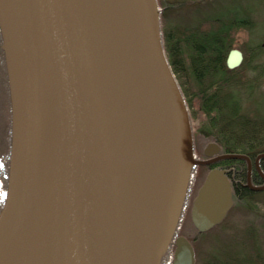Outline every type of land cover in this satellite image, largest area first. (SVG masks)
Returning <instances> with one entry per match:
<instances>
[{
	"label": "water",
	"instance_id": "95a60500",
	"mask_svg": "<svg viewBox=\"0 0 264 264\" xmlns=\"http://www.w3.org/2000/svg\"><path fill=\"white\" fill-rule=\"evenodd\" d=\"M0 33L11 117L0 264H162L173 243L171 264H195L175 237L193 167L244 159L247 185L264 190L247 155L211 142V159L195 158L157 0H0ZM243 62L233 48L228 68ZM227 174L212 169L198 190L199 233L234 205Z\"/></svg>",
	"mask_w": 264,
	"mask_h": 264
},
{
	"label": "trees",
	"instance_id": "16d2710c",
	"mask_svg": "<svg viewBox=\"0 0 264 264\" xmlns=\"http://www.w3.org/2000/svg\"><path fill=\"white\" fill-rule=\"evenodd\" d=\"M157 2L168 61L191 119L199 122L195 135L201 133L218 142L224 153L247 155L255 161L264 154V46L261 42L245 44L244 50H249L251 55L246 54L239 68L229 69L227 57L239 31L253 33L257 28L258 10L243 0ZM244 71L249 76L245 77ZM0 139L3 141L0 143L1 208L10 150L9 102L7 129ZM225 162L234 168L236 206L255 213L260 223L233 233L230 240L213 248L201 264H264V190L246 187V160ZM254 178L258 184L263 183L258 171ZM193 230L195 240L205 235L194 226Z\"/></svg>",
	"mask_w": 264,
	"mask_h": 264
},
{
	"label": "rangeland",
	"instance_id": "374dc122",
	"mask_svg": "<svg viewBox=\"0 0 264 264\" xmlns=\"http://www.w3.org/2000/svg\"><path fill=\"white\" fill-rule=\"evenodd\" d=\"M244 2L249 1L252 4L254 9L258 10V16L255 18L258 22L257 28L253 31V33H249L246 30L239 31L235 38L234 48H238L243 51L244 55H251V52L246 49L245 44H255L257 42L264 43V0H243ZM264 57V55H263ZM262 57V58H263ZM261 59V58H260ZM264 60V58H263ZM249 73L248 71H244L243 75L246 77ZM249 76V75H248ZM199 122L196 120H192L193 131L196 132L198 130ZM214 141L211 138L204 136L203 134L195 135V143L196 149L201 152L205 145L209 142ZM196 157V156H195ZM197 159V158H196ZM208 169L205 165H200L194 168L193 175L191 177V182L188 189V194L184 203L182 215L180 218V222L178 225V235L186 236L195 243L194 248L196 251V263L198 264L202 262V259L207 256V254L213 249L220 247L224 244V242L231 239V235L240 230H245L250 227L252 224L260 223V218L256 217L255 213L247 212L244 209L237 207L236 203L234 205L225 220L218 225L217 227L209 230L204 233L205 235L195 240L194 238V230L193 223L191 220V206L196 194L198 192L199 187L203 183V180L206 176ZM197 172V174H195ZM195 228V227H194ZM198 232V231H197ZM199 233V232H198ZM203 234V233H201ZM170 251H172L169 247V250L165 253L162 264H169Z\"/></svg>",
	"mask_w": 264,
	"mask_h": 264
},
{
	"label": "flooded vegetation",
	"instance_id": "af4514ba",
	"mask_svg": "<svg viewBox=\"0 0 264 264\" xmlns=\"http://www.w3.org/2000/svg\"><path fill=\"white\" fill-rule=\"evenodd\" d=\"M8 102H9V91H8L6 57H5V51H4V48H3V42H2L1 33H0V136L3 134L4 130L7 129ZM10 136H11V117H10ZM0 143H1V139H0ZM2 143H3V141H2ZM206 145H205V147H206ZM194 146H195V148H194L195 156H196L197 159H200V160L211 159V158L205 156V153H204L205 147L203 148V150L201 152H199L196 149V143H194ZM9 152H10V150H9ZM220 154H224V151L221 150ZM216 156H218V155H215L213 158H215ZM6 159H8V161H9V157L8 158L6 157ZM226 160H228V159H219V160H215V161L211 162L210 164L205 165L206 168L208 169V171L206 173V176L214 168L223 169V170L228 171L227 175H228L229 179L232 182L233 189H234V192H235V181H234V179L232 177V174L234 172V168L229 166V164L227 162H225ZM263 160H264V158H260L258 163L256 162V159H255V161L251 160V182H252V184L254 186H259V185H262L264 183V178H263V176H262V174H261V172L259 170V169H261L262 172L264 173V169L262 168V161ZM256 171L259 172V176H260V178L263 181L262 184H258L256 182L255 178H254L255 175H256ZM4 172L6 174V182H7L8 163H7V169L4 170ZM248 173H249V167H248V163H247L246 187L250 188L247 185V183H248ZM195 174H197V172ZM206 176H205V178H206ZM2 177H4L3 174H2ZM205 178H204V180H205ZM204 180H203V182H204Z\"/></svg>",
	"mask_w": 264,
	"mask_h": 264
}]
</instances>
